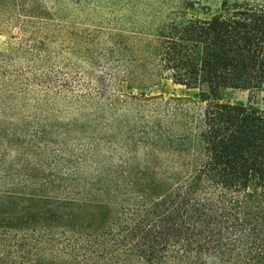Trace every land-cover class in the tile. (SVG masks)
Masks as SVG:
<instances>
[{"label":"trees","instance_id":"1","mask_svg":"<svg viewBox=\"0 0 264 264\" xmlns=\"http://www.w3.org/2000/svg\"><path fill=\"white\" fill-rule=\"evenodd\" d=\"M72 1L0 0V27L28 31L0 52V264H264V109L222 96L264 92V4L199 18L191 0H96L162 18L112 37L73 96L53 51ZM152 69L200 107L134 94ZM57 102L85 122L58 128Z\"/></svg>","mask_w":264,"mask_h":264},{"label":"rangeland","instance_id":"2","mask_svg":"<svg viewBox=\"0 0 264 264\" xmlns=\"http://www.w3.org/2000/svg\"><path fill=\"white\" fill-rule=\"evenodd\" d=\"M191 1L193 8L189 12L199 18H208L220 11L224 0ZM238 1L264 4V0ZM95 4H97L96 0H84L82 5L79 0H73L70 5L66 30L64 31V28H62L61 31L54 32L56 43L53 46V51L58 58L56 64L59 70L67 75L70 81V90L75 94L73 96L90 92L94 85L97 84V78L102 76L106 70L108 71L110 65H108L107 50L111 49L114 45H112V37H115L120 42H123V38L127 43L131 44L130 42L133 43L132 37H134L133 33L135 32L134 26L136 23L144 22L145 26L149 27L153 22L156 23L162 18H155V14L148 6H141L136 10L129 7L126 12H122L121 8L117 5L112 6V3L111 5L101 3L99 7ZM172 4L176 6L179 3L174 2ZM170 5L168 4L167 6ZM68 31L70 35H68ZM25 32L28 31L19 28L15 23H7L1 26L0 52H7L10 45L18 43L20 38L26 34ZM150 63L151 59L148 61V67ZM133 92L134 94L144 93L149 96H161L166 99L170 97L190 98L196 102L197 107H200V91L198 89H188L177 85L156 69L150 70L148 77L143 78L141 84L136 83ZM222 96L223 101L240 102L253 108L264 109V92L227 90ZM57 103V108L63 110V115L59 119H54L58 128H61V124L63 123L76 122V119H79L80 123L85 122V117L83 116L88 112L78 114L73 112L71 106L66 102ZM32 105L30 100L26 101L25 106L22 103H18V109L14 114L32 112ZM14 114H12L10 119L12 122H15L18 117ZM56 136L57 134L53 138L55 139Z\"/></svg>","mask_w":264,"mask_h":264}]
</instances>
